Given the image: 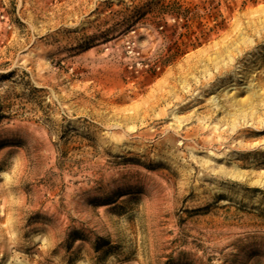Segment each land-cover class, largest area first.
Wrapping results in <instances>:
<instances>
[{
    "label": "rangeland",
    "instance_id": "1",
    "mask_svg": "<svg viewBox=\"0 0 264 264\" xmlns=\"http://www.w3.org/2000/svg\"><path fill=\"white\" fill-rule=\"evenodd\" d=\"M0 264H264V0H0Z\"/></svg>",
    "mask_w": 264,
    "mask_h": 264
}]
</instances>
